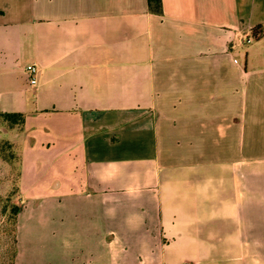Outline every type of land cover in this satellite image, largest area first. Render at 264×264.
<instances>
[{"label": "crops", "instance_id": "0c3cea01", "mask_svg": "<svg viewBox=\"0 0 264 264\" xmlns=\"http://www.w3.org/2000/svg\"><path fill=\"white\" fill-rule=\"evenodd\" d=\"M8 112L15 264H264V0H0Z\"/></svg>", "mask_w": 264, "mask_h": 264}, {"label": "rangeland", "instance_id": "374dc122", "mask_svg": "<svg viewBox=\"0 0 264 264\" xmlns=\"http://www.w3.org/2000/svg\"><path fill=\"white\" fill-rule=\"evenodd\" d=\"M18 128L10 129L8 124L2 123L0 119V264H15L16 255L15 258L13 255L17 252V240L14 243V236L17 234L18 215L22 210L21 201L24 200L22 194L18 192V188L25 135L19 133ZM42 158L47 162L40 171L42 175L38 173L39 177L41 175V179L36 183V186L39 187L38 193L45 192L41 197L55 196L57 193L56 180L59 178L62 180L63 161L55 159V148L51 152L43 154ZM73 164L79 171V162ZM65 179L69 178L65 177ZM70 183L73 182L69 181ZM14 205L20 209L16 216L12 212Z\"/></svg>", "mask_w": 264, "mask_h": 264}, {"label": "trees", "instance_id": "16d2710c", "mask_svg": "<svg viewBox=\"0 0 264 264\" xmlns=\"http://www.w3.org/2000/svg\"><path fill=\"white\" fill-rule=\"evenodd\" d=\"M148 10L156 15L162 14V0H147ZM0 119L2 123H7L8 128L19 127V133L24 132V117L19 113H0ZM19 208L17 206L12 207V212L16 216L19 212ZM14 243H16V236H14ZM16 253H14L13 258H15Z\"/></svg>", "mask_w": 264, "mask_h": 264}, {"label": "built area", "instance_id": "2783aa9c", "mask_svg": "<svg viewBox=\"0 0 264 264\" xmlns=\"http://www.w3.org/2000/svg\"><path fill=\"white\" fill-rule=\"evenodd\" d=\"M246 43H250L249 39H246ZM26 71L28 72L29 76H30V84L34 85L36 84V80H35V75H36V68L35 66L29 65L26 67Z\"/></svg>", "mask_w": 264, "mask_h": 264}]
</instances>
